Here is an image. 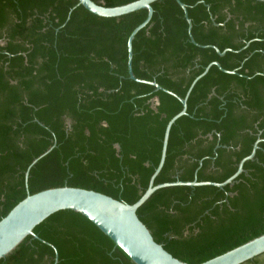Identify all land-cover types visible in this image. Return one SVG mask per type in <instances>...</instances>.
Instances as JSON below:
<instances>
[{
  "label": "trees",
  "instance_id": "1",
  "mask_svg": "<svg viewBox=\"0 0 264 264\" xmlns=\"http://www.w3.org/2000/svg\"><path fill=\"white\" fill-rule=\"evenodd\" d=\"M92 1L112 8L138 0ZM180 1L196 43L232 51L220 57L196 47L177 2H155L133 41L132 70L164 90L157 91L128 73V39L146 10L101 18L78 0H0V40L7 42L0 45V221L28 195L51 188L136 203L159 165L168 122L183 109L178 98L218 62L235 73L213 66L195 84L154 185L224 183L260 140L254 158L232 184L161 189L137 215L158 244L187 264L264 235V2ZM153 98L159 104L151 108ZM49 150L26 185L27 169ZM34 233L39 239L28 237L0 264H134L72 211L50 216ZM244 264H264V254Z\"/></svg>",
  "mask_w": 264,
  "mask_h": 264
},
{
  "label": "water",
  "instance_id": "2",
  "mask_svg": "<svg viewBox=\"0 0 264 264\" xmlns=\"http://www.w3.org/2000/svg\"><path fill=\"white\" fill-rule=\"evenodd\" d=\"M157 1L160 0H138L112 8L97 4L92 0H78V3L91 14L101 18H118L140 10H146L148 12L147 19L131 33L128 39V73L131 80L138 83L150 84L160 91L163 89L156 83H148L136 79L132 70L133 41L136 35L151 21L154 12L152 5ZM175 1L184 12V17L188 24L190 41L198 47L208 48L196 44L192 36V22L189 19L187 7L180 0ZM255 1L264 2V0ZM217 52L220 56H224L226 53ZM213 65L222 69L217 63ZM213 65L207 67L203 75L194 81L188 90L186 98L180 99L183 109L168 122L159 165L150 179L148 189L136 203L130 205L95 191L73 187L51 188L33 195H28L0 221V260L6 259L11 255L28 237L39 239L38 236L35 235L34 230L50 216L61 211H72L82 215L90 221L134 264H187L174 258L162 245L154 240L150 230L139 219L137 215L138 209L144 205L155 192L161 189L173 187L195 188L203 186L223 188L226 185L232 184L243 172L244 163L254 158L257 144L260 142L257 141L251 155L240 162L237 172L224 183L197 182L194 180L193 182H174L154 185L155 179L161 172L165 163L171 128L179 118L187 114V98L189 94L197 81L202 78ZM49 152L50 150L35 159L27 169L25 174L26 185H28L31 169ZM263 254L264 235L201 264H244Z\"/></svg>",
  "mask_w": 264,
  "mask_h": 264
},
{
  "label": "flooded vegetation",
  "instance_id": "3",
  "mask_svg": "<svg viewBox=\"0 0 264 264\" xmlns=\"http://www.w3.org/2000/svg\"><path fill=\"white\" fill-rule=\"evenodd\" d=\"M230 18H231V16L228 15V16H227V21H228ZM212 20L214 21V18H212ZM222 25H223V24H222ZM215 26L218 27V26H220V25L215 24ZM249 26H250V24H246V25H245V28H248ZM237 27H238V25H237ZM189 38H190V37H189ZM193 39H194V38H193ZM194 41H195V40H194ZM19 43H22V42L19 40ZM191 43H192V42H191ZM192 44H193V43H192ZM196 44H198V43H196ZM0 45L3 46V47H5V46L7 45L6 40H0ZM198 45H199V44H198ZM248 45H249V44H247V45L245 46V48H247ZM24 46H25L26 48L29 47V45H28L27 43H25V42H24ZM195 46H196V45H195ZM200 46H202V45H200ZM196 47H198V46H196ZM204 47L213 48V49L216 50V52L219 51V50H218L216 47H214V46H209V45H208V46H204ZM199 48H201V47H199ZM245 48H244V49H245ZM202 49H207V48H202ZM244 49H242V50H244ZM242 50H241V51H242ZM229 51H232V50H230V49H226V50L223 51V52H220V51H219V52H220V53H224V52L227 53V52H229ZM226 53H225V54H226ZM217 54H218V52H217ZM225 54H224V56H225ZM218 55H219V54H218ZM219 56H220V55H219ZM220 57H223V56H220ZM214 63L219 64L218 62H212L210 65H213ZM210 65H208L207 67H209ZM213 66H215V65H213ZM213 66H212V67H213ZM219 66L221 67L220 64H219ZM207 67H206V68H207ZM216 67H217V66H216ZM206 68H205V70H206ZM218 68H219V67H218ZM221 68H222V67H221ZM210 69H211V68H210ZM210 69H209V70H210ZM219 69H220V68H219ZM205 70H204V72H205ZM220 70H221L222 72H225V73H232V74L235 73L234 71H232V72H228V71L224 70L223 68L220 69ZM223 70H224V71H223ZM204 72H203V73H204ZM208 72H209V71H208ZM208 72H207V73H208ZM203 73H202L201 75H203ZM207 73H206V74H207ZM206 74H205V75H206ZM201 75H200V76H201ZM205 75H204V76H205ZM134 76H135V75H134ZM200 76H199V77H200ZM204 76H203V77H204ZM203 77H202V78H203ZM197 78H198V77H197ZM197 78H196V79H197ZM129 79H130V78H129ZM136 79H137V78H136ZM196 79H195V80H196ZM200 79H201V78H200ZM200 79H199V80H200ZM138 80H139V79H138ZM195 80H194V81H195ZM199 80H198V81H199ZM132 81H133V80H132ZM142 81H143V80H142ZM194 81H193V83H194ZM198 81H197V82H198ZM145 82H146V81H145ZM148 83H155V82H148ZM193 83H192V84H193ZM10 84H11V85H16L17 82H16V81H12V80H10ZM192 84H191V85H192ZM149 85H150V84H149ZM157 85H158V84H157ZM151 86H152V85H151ZM158 86H159V85H158ZM153 87H154V86H153ZM190 87H191V86H190ZM156 90H157V89H156ZM157 91H158V90H157ZM160 91H164V90H160ZM170 94H171V93H170ZM172 95H173V94H172ZM174 96H175V95H174ZM175 97H177V96H175ZM185 98H186V97H185ZM185 98H184V99H185ZM157 99H158V98H153V99H151L150 101H148V103L151 105V108H152V107H156V106H158L159 102H158ZM178 99L180 100L181 98H178ZM187 99H188V98H187ZM180 102H181V101H180ZM257 123H258V122H257ZM65 124H66L68 127L71 125V122H70V120H69L68 118H67V119L65 118ZM166 127H167V126H166ZM165 130H166V129H165ZM164 135H165V134H164ZM169 135H170V134H169ZM163 140H164V139H163ZM168 140H169V139H168ZM259 141H260V140H259ZM255 144H256V143H255ZM255 144H254V145H255ZM114 147L117 148L116 145H115ZM162 147H163V146H162ZM167 147H168V146H167ZM253 147H254V146H253ZM217 148H219V147H217ZM239 164H240V163H239ZM239 164H238V166H239ZM56 261H57V258H56Z\"/></svg>",
  "mask_w": 264,
  "mask_h": 264
}]
</instances>
